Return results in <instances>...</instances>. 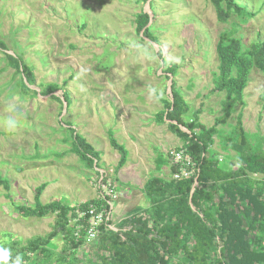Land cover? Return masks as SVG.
<instances>
[{
  "label": "rangeland",
  "instance_id": "1",
  "mask_svg": "<svg viewBox=\"0 0 264 264\" xmlns=\"http://www.w3.org/2000/svg\"><path fill=\"white\" fill-rule=\"evenodd\" d=\"M151 1L152 9L142 0L0 1V40L7 45L0 48V175L11 183L10 190L0 186L4 263L14 252L12 240L21 247L53 232L55 215L25 218L16 209L21 204L34 207L35 191L44 183L48 185L41 195L43 204L60 200L77 206L114 190L110 197L115 224L136 207H148L143 190L147 181L154 176L170 178L168 165L158 170V155L173 162L172 153L183 145L168 123L155 119L164 109L161 99L171 98L166 73L170 64L178 66L172 80L191 108L188 117L200 109L199 120L210 127L221 116L225 94L214 92L213 84L216 44L231 24L218 22L209 0ZM238 2L254 13L243 20L234 15L230 21L237 24L244 46L264 41V0ZM142 10L151 16L148 26L155 41L137 31L135 19ZM6 54H18L32 66L33 89L39 93L41 84L66 85L70 107L50 96L22 95L17 87L21 76ZM56 95L63 99L62 90ZM244 95L245 105L237 106L228 123L218 128L227 134L242 113L252 145L264 152V74L251 72ZM66 123L99 153L98 168L86 167L71 152ZM108 130L129 151L120 170V156L110 146ZM221 141L216 136L212 150L221 162L237 164L235 153L223 150ZM80 228H75L77 235ZM65 244V236L59 235L50 244V253L32 254L27 264L93 263L97 243H85L78 250L69 246L63 254Z\"/></svg>",
  "mask_w": 264,
  "mask_h": 264
},
{
  "label": "trees",
  "instance_id": "2",
  "mask_svg": "<svg viewBox=\"0 0 264 264\" xmlns=\"http://www.w3.org/2000/svg\"><path fill=\"white\" fill-rule=\"evenodd\" d=\"M142 1L149 2L153 8L151 0ZM209 1L218 22L231 24V28L219 34L216 44L218 70L214 73L213 84L214 92L225 94L221 101L222 114L210 127L199 120L200 109L193 112V118L188 117L191 108L173 80L172 97L161 99L164 109L155 119L159 124L168 123V130L183 140L176 151H185L195 165L188 169L194 172L187 178L174 179L173 175L181 173L182 165L158 155V170L168 165L170 178H150L143 188L148 207L138 206L132 210L116 224L117 231L101 229L90 260L92 264H264V152L260 146L252 145L243 126L242 113L237 115L236 124L227 134L223 135L218 128L228 123L237 106L245 105L244 91L251 72L256 69L264 74V41L244 46L237 24L230 22L234 15L242 20L254 16L244 4L238 0ZM150 21V14L142 10L136 15V28L145 38L155 41L148 26ZM0 48L7 49L3 40H0ZM158 55L162 57L163 52L159 50ZM6 58L21 76L17 87L22 95L50 96L70 107L66 85L41 84L39 93L31 88L36 84L32 66L18 54H6ZM177 72L178 66L170 64L166 69L167 79L176 77ZM61 90L63 99L56 95ZM66 125L69 126L71 152L86 167L98 168L99 153L72 124ZM219 135L223 150L235 153L237 164L221 162L212 150L215 137ZM107 136L110 146L120 156L117 165L120 170L128 162L129 151L118 142L113 130H108ZM47 185L44 183L36 189L34 207L21 204L16 209L25 218L55 215L53 232L37 236L21 247L18 241L12 240L14 252L6 263L17 261V258L21 263L28 262L32 254L50 253L49 246L59 235L66 239L63 254L69 246L78 250L85 244L89 210L93 207L99 211L106 204V199L101 197L77 206L60 200L43 204L41 195ZM0 186L10 190L11 183L0 175ZM84 212L86 215L80 217ZM79 224L82 229L77 238L75 228ZM4 262L0 257V264H6Z\"/></svg>",
  "mask_w": 264,
  "mask_h": 264
},
{
  "label": "built area",
  "instance_id": "3",
  "mask_svg": "<svg viewBox=\"0 0 264 264\" xmlns=\"http://www.w3.org/2000/svg\"><path fill=\"white\" fill-rule=\"evenodd\" d=\"M172 158H173L174 164H180L182 165V168H183L181 173L173 175L174 179H179L183 177L187 178L191 174H193V171L192 170L190 171L188 168H191V167L193 168L195 165L192 166L193 163L190 157L185 154L184 150L173 152ZM103 178H105L104 175H102V180ZM113 192L114 190L111 189L110 193H113ZM102 193L103 194L100 197L103 199H106V204H105L106 206L105 205L102 206L99 211L98 209L93 208V207L89 210L90 218L87 222V233L85 236L86 244L87 243L89 244L98 243L99 236L102 231L101 229H104L105 231H109V230L117 231L116 224L113 223L114 204H113L112 198L110 197L111 194L109 193V195H106L104 192ZM85 215L86 213L84 212L83 214L80 215V217L85 216ZM77 226L79 227L80 224ZM81 229H82V225H81L80 230ZM75 236L77 238H80V235H77L76 232H75ZM15 262L17 261H8L6 264H15ZM18 264H27V262L21 263L20 261H18Z\"/></svg>",
  "mask_w": 264,
  "mask_h": 264
},
{
  "label": "water",
  "instance_id": "4",
  "mask_svg": "<svg viewBox=\"0 0 264 264\" xmlns=\"http://www.w3.org/2000/svg\"><path fill=\"white\" fill-rule=\"evenodd\" d=\"M170 82H171V84H172V82H173V80H172V76L170 77ZM31 88H33V87H31ZM171 97H172V90H171Z\"/></svg>",
  "mask_w": 264,
  "mask_h": 264
},
{
  "label": "clouds",
  "instance_id": "5",
  "mask_svg": "<svg viewBox=\"0 0 264 264\" xmlns=\"http://www.w3.org/2000/svg\"><path fill=\"white\" fill-rule=\"evenodd\" d=\"M19 258H17V262H15V264H18Z\"/></svg>",
  "mask_w": 264,
  "mask_h": 264
},
{
  "label": "crops",
  "instance_id": "6",
  "mask_svg": "<svg viewBox=\"0 0 264 264\" xmlns=\"http://www.w3.org/2000/svg\"><path fill=\"white\" fill-rule=\"evenodd\" d=\"M33 264V263H32Z\"/></svg>",
  "mask_w": 264,
  "mask_h": 264
}]
</instances>
